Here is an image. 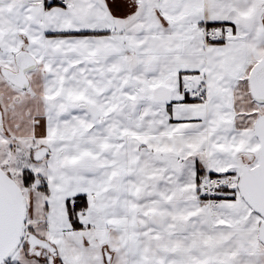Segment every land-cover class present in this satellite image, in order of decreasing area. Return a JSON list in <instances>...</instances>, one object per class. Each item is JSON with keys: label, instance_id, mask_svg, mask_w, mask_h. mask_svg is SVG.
I'll use <instances>...</instances> for the list:
<instances>
[{"label": "snow or ice", "instance_id": "6c2138e0", "mask_svg": "<svg viewBox=\"0 0 264 264\" xmlns=\"http://www.w3.org/2000/svg\"><path fill=\"white\" fill-rule=\"evenodd\" d=\"M0 264H264V0H0Z\"/></svg>", "mask_w": 264, "mask_h": 264}]
</instances>
